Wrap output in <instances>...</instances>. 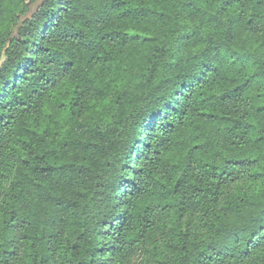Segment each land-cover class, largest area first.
<instances>
[{"label":"clouds","instance_id":"1","mask_svg":"<svg viewBox=\"0 0 264 264\" xmlns=\"http://www.w3.org/2000/svg\"><path fill=\"white\" fill-rule=\"evenodd\" d=\"M0 264H264V0H0Z\"/></svg>","mask_w":264,"mask_h":264}]
</instances>
